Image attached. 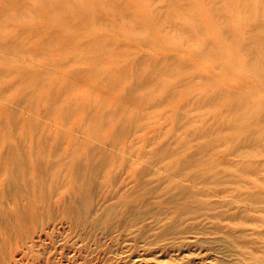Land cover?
Returning <instances> with one entry per match:
<instances>
[{
	"label": "bare ground",
	"instance_id": "obj_1",
	"mask_svg": "<svg viewBox=\"0 0 264 264\" xmlns=\"http://www.w3.org/2000/svg\"><path fill=\"white\" fill-rule=\"evenodd\" d=\"M51 200L264 264V0H0V217Z\"/></svg>",
	"mask_w": 264,
	"mask_h": 264
},
{
	"label": "rangeland",
	"instance_id": "obj_2",
	"mask_svg": "<svg viewBox=\"0 0 264 264\" xmlns=\"http://www.w3.org/2000/svg\"><path fill=\"white\" fill-rule=\"evenodd\" d=\"M111 19L112 14L108 16ZM93 201L98 209L104 207L97 196ZM56 205L54 200L48 201L51 215H46L47 207H43L42 214L31 217L28 224H21L10 213L0 217V221L10 220L0 226V264H199L196 253L207 247L189 243L194 234L164 241L153 230H147V226L127 230L119 227L116 219L106 226L93 218L87 221L85 215L82 224L74 225L61 215L62 211L53 209ZM144 222L149 224L146 219ZM42 229L44 234L32 245L31 239ZM221 234L204 233L202 239L210 240Z\"/></svg>",
	"mask_w": 264,
	"mask_h": 264
}]
</instances>
